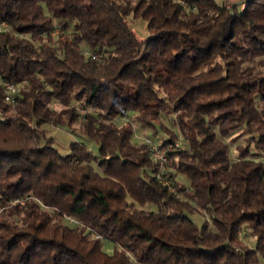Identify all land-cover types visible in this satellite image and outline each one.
Here are the masks:
<instances>
[{
    "label": "trees",
    "instance_id": "obj_1",
    "mask_svg": "<svg viewBox=\"0 0 264 264\" xmlns=\"http://www.w3.org/2000/svg\"><path fill=\"white\" fill-rule=\"evenodd\" d=\"M228 1L0 0V264H264V0Z\"/></svg>",
    "mask_w": 264,
    "mask_h": 264
},
{
    "label": "rangeland",
    "instance_id": "obj_2",
    "mask_svg": "<svg viewBox=\"0 0 264 264\" xmlns=\"http://www.w3.org/2000/svg\"><path fill=\"white\" fill-rule=\"evenodd\" d=\"M217 1L220 3L229 2L228 0H217ZM235 1H237V0H230V3L231 2L233 3ZM129 21H130L132 28L137 32V34L140 37H143V38L148 37L149 31L147 30L146 21L144 19L139 18V19L135 20L133 18H130ZM123 118H124L123 121H126V120L132 121L134 128L136 129V138L138 140H140L141 142L144 141V142L148 143L149 145L152 144V139L149 137V136H151L150 130L141 127V125L139 123H137L133 119H129V117L126 115ZM45 128L47 130H49L50 136H52L55 139V143H54L55 147L58 148L59 151L63 155L68 154L70 152V144L73 141H80L82 139L81 136H79L78 134L71 133L66 128H63V127H55V126L46 125ZM245 137H246V135H243L242 137L239 138V140L237 142H234V143L232 142L233 146H234V148H233V146H231L232 154L233 153L235 155L238 154L237 145L243 144ZM230 141H231V139H230ZM157 143L159 144L158 141H155L153 144L158 145ZM86 144L91 151H93L94 153L98 152L99 147L96 143L86 141ZM143 208L144 209H150V210L155 209V207L153 205H150V204L145 205ZM191 217L198 224H202L204 222V220L206 219V215L203 213H194V214H191ZM253 242H254V240L252 239V243ZM104 248L107 252L111 253L114 250V245L112 243L106 242L104 245Z\"/></svg>",
    "mask_w": 264,
    "mask_h": 264
},
{
    "label": "built area",
    "instance_id": "obj_3",
    "mask_svg": "<svg viewBox=\"0 0 264 264\" xmlns=\"http://www.w3.org/2000/svg\"><path fill=\"white\" fill-rule=\"evenodd\" d=\"M178 3H180L181 5H184L185 6V2L184 0H174ZM94 58H98V56H93ZM2 84L5 88V91H6V99L8 101H14L13 97L15 94L18 93L19 91V87L18 85L14 84V83H11V82H6V81H2ZM86 111L85 110H81V113H85ZM127 116V115H126ZM175 146H178V144H176ZM174 145H167V146H164V147H161L159 145H156V144H151V154L153 156V158L155 159H158V160H161L163 162H165L167 160V152L168 150H170L171 148H173ZM164 183L167 184L170 188L171 191L173 192H176V190L172 187L170 181H167V180H164ZM99 237V236H97Z\"/></svg>",
    "mask_w": 264,
    "mask_h": 264
}]
</instances>
